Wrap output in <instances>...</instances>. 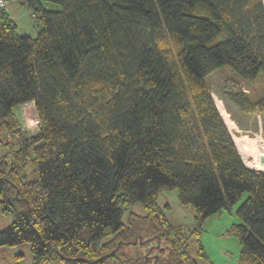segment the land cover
<instances>
[{
  "label": "trees",
  "instance_id": "16d2710c",
  "mask_svg": "<svg viewBox=\"0 0 264 264\" xmlns=\"http://www.w3.org/2000/svg\"><path fill=\"white\" fill-rule=\"evenodd\" d=\"M45 1L63 9L26 0L36 37L0 9V213L14 219L0 248L28 243L33 264H201L189 241L238 205L240 264H264V173L245 165L206 82L223 67L264 76V0ZM229 96L247 114L263 103ZM32 101L28 135L14 110ZM161 190L192 205L193 230L168 219ZM137 203L145 215L124 223Z\"/></svg>",
  "mask_w": 264,
  "mask_h": 264
},
{
  "label": "rangeland",
  "instance_id": "374dc122",
  "mask_svg": "<svg viewBox=\"0 0 264 264\" xmlns=\"http://www.w3.org/2000/svg\"><path fill=\"white\" fill-rule=\"evenodd\" d=\"M20 1L22 4H19ZM40 1L49 11L59 12L63 9L61 5L49 3L45 0ZM25 3L26 0H19L18 3H15L16 5L8 6L6 11L18 24L20 34L36 37L40 28L37 20L35 18L31 19V17L34 16L33 10L29 9V12H27ZM206 82L216 107L218 101L222 109L230 114L231 125L234 126L236 130H232L228 124L224 122L230 130L234 142L235 139L245 137L256 140L260 158L262 156L264 157V76L259 75L253 81H245L236 76L230 68L223 67L209 75ZM239 92H245L247 99L253 104L259 101L263 103L261 105H255L253 107V113H243L235 101L229 96V94H237ZM242 101L245 102V100ZM14 114L20 123L23 133H27L28 135L36 133L35 128H26L22 106L16 108ZM235 145L240 153L236 142ZM6 151V147L0 146V157L4 155ZM241 157L248 168L252 169L251 167H254L247 162L248 159L245 156L243 157V155H241ZM253 170L255 169L253 168ZM26 174L27 179H31L32 169H28ZM157 201L163 208L165 215L174 225L182 226L188 230H193L195 228L194 209L192 205H184L180 202L176 190H161ZM237 206L231 213L224 210L209 217L203 226L199 241H197L198 239L196 238H192L189 241L191 253L197 259H199L198 242L203 246L210 261L200 260L201 264H240L241 247L237 238L229 231L232 224H239L240 222L236 215ZM131 212L139 215H145L146 213L142 204L137 203L132 207L124 209V223H126L127 215ZM13 220V216L5 217L0 213V231L5 230ZM142 245H144L145 248L148 247V243L145 244V242H143ZM155 250H157V248L150 247L149 252L151 255L155 253ZM33 262L34 255L28 243L19 246H4L0 248V264H33Z\"/></svg>",
  "mask_w": 264,
  "mask_h": 264
},
{
  "label": "bare ground",
  "instance_id": "6f19581e",
  "mask_svg": "<svg viewBox=\"0 0 264 264\" xmlns=\"http://www.w3.org/2000/svg\"><path fill=\"white\" fill-rule=\"evenodd\" d=\"M217 108L218 111L220 112L223 120L228 124V126L232 130L234 129V126L231 125V118L230 115L222 109L221 104L217 101ZM235 142L238 146V149L240 151V154L245 156L248 159V163L251 164L254 167H251L252 169L254 168L255 170L264 173V164L260 162V154L258 150V144L256 140L250 139V138H240V139H235ZM263 157V156H262ZM245 160V158H244ZM256 166V167H255Z\"/></svg>",
  "mask_w": 264,
  "mask_h": 264
},
{
  "label": "built area",
  "instance_id": "2783aa9c",
  "mask_svg": "<svg viewBox=\"0 0 264 264\" xmlns=\"http://www.w3.org/2000/svg\"><path fill=\"white\" fill-rule=\"evenodd\" d=\"M19 0H0V9H6L9 5L18 3ZM27 12H29V9H27ZM35 18V16L31 17ZM22 106L23 109V115L26 122V128L33 129L35 128L36 131L38 130L40 126V120L37 115V111L35 108V103L32 102H26Z\"/></svg>",
  "mask_w": 264,
  "mask_h": 264
},
{
  "label": "water",
  "instance_id": "95a60500",
  "mask_svg": "<svg viewBox=\"0 0 264 264\" xmlns=\"http://www.w3.org/2000/svg\"><path fill=\"white\" fill-rule=\"evenodd\" d=\"M260 162L262 164H264V157H261L260 158ZM137 243H140L142 245L143 244V241H141V239H139V240H136V241L132 242L133 245H136ZM156 260H157V256H156Z\"/></svg>",
  "mask_w": 264,
  "mask_h": 264
},
{
  "label": "crops",
  "instance_id": "0c3cea01",
  "mask_svg": "<svg viewBox=\"0 0 264 264\" xmlns=\"http://www.w3.org/2000/svg\"><path fill=\"white\" fill-rule=\"evenodd\" d=\"M19 4H22L21 3V1H20V3ZM12 5H16V4H12ZM12 5H9V6H12ZM18 5V4H17ZM16 7V6H15ZM15 23H16V21H15ZM17 24V23H16ZM17 26H18V24H17ZM19 28V27H18ZM230 115V114H229Z\"/></svg>",
  "mask_w": 264,
  "mask_h": 264
}]
</instances>
